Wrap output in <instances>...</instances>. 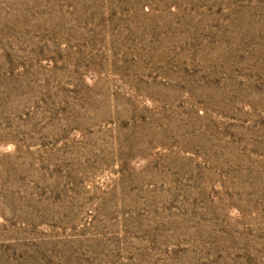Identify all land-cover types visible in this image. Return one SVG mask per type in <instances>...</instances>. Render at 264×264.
<instances>
[{
    "label": "rangeland",
    "instance_id": "374dc122",
    "mask_svg": "<svg viewBox=\"0 0 264 264\" xmlns=\"http://www.w3.org/2000/svg\"><path fill=\"white\" fill-rule=\"evenodd\" d=\"M0 264H264V0H0Z\"/></svg>",
    "mask_w": 264,
    "mask_h": 264
}]
</instances>
